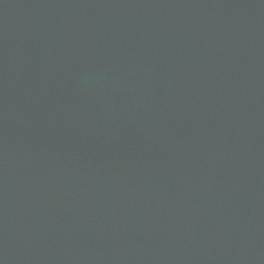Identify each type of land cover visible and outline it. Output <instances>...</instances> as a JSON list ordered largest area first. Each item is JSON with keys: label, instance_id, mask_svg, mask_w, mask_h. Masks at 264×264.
Listing matches in <instances>:
<instances>
[{"label": "water", "instance_id": "water-1", "mask_svg": "<svg viewBox=\"0 0 264 264\" xmlns=\"http://www.w3.org/2000/svg\"><path fill=\"white\" fill-rule=\"evenodd\" d=\"M0 264H264V0H0Z\"/></svg>", "mask_w": 264, "mask_h": 264}]
</instances>
